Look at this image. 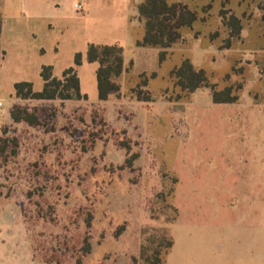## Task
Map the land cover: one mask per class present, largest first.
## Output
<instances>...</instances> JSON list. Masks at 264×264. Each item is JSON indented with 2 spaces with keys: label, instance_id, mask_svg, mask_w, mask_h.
Returning a JSON list of instances; mask_svg holds the SVG:
<instances>
[{
  "label": "rangeland",
  "instance_id": "rangeland-1",
  "mask_svg": "<svg viewBox=\"0 0 264 264\" xmlns=\"http://www.w3.org/2000/svg\"><path fill=\"white\" fill-rule=\"evenodd\" d=\"M55 1L0 0V137L17 141L0 152V264H151L156 250L161 264L247 261L260 234L251 224L264 222V192L239 183L264 173V0H168L197 20L161 63L157 47L136 45L143 0ZM90 44L123 49L120 90L107 100ZM76 53L85 98L15 96L14 83L39 91L42 66L61 77ZM185 58L238 100L216 104L210 87L176 86L170 71ZM138 89L152 100H138ZM16 105L39 123L13 122Z\"/></svg>",
  "mask_w": 264,
  "mask_h": 264
},
{
  "label": "trees",
  "instance_id": "trees-1",
  "mask_svg": "<svg viewBox=\"0 0 264 264\" xmlns=\"http://www.w3.org/2000/svg\"><path fill=\"white\" fill-rule=\"evenodd\" d=\"M138 13L144 21L145 32L142 38L136 41V45L157 47L159 49L158 60L160 63L166 58L167 48L181 38V29L183 27H191L193 22L197 20V14L194 9L189 8L186 4L169 2L168 0H143L138 5ZM226 25L230 26L232 36H239L242 28L239 17L229 15ZM1 32L2 14L0 12V36ZM122 51V47L116 44H90L88 46L87 60L98 63L96 82L99 100H107L120 90L117 79L123 71ZM80 64L81 53H76L74 65L63 70L61 77L54 75L51 65H44L40 71L43 81L41 90H34L32 82L23 80L14 83V94L17 98L37 100H79L85 98V95H82L80 91V80L75 68ZM130 65H132V62H130ZM144 75L145 73H140V77ZM151 76L154 77L155 72ZM170 77L174 79L176 86L190 92L202 86L210 87L213 103H232L238 100V95L233 94L234 89L232 86L216 90L215 86L208 82L204 69L195 67L188 58L183 59L180 65L170 71ZM146 84L147 81L144 79L139 84V87ZM135 92L140 101L149 102L152 100L148 92L143 94L141 89L135 90ZM9 115L13 122L39 123V117L35 110L30 111L19 105L11 108ZM8 141H11L14 146L17 145L15 138L0 137V152L6 151ZM13 152L15 151L13 150ZM128 163H131L130 159ZM87 222L89 224V220ZM171 245L172 241L169 240L166 247ZM81 248L83 254L90 252L91 243L88 235L84 236ZM160 255L161 252L156 250L151 264H161L162 258ZM77 264H82L80 258L77 259Z\"/></svg>",
  "mask_w": 264,
  "mask_h": 264
},
{
  "label": "crops",
  "instance_id": "crops-1",
  "mask_svg": "<svg viewBox=\"0 0 264 264\" xmlns=\"http://www.w3.org/2000/svg\"><path fill=\"white\" fill-rule=\"evenodd\" d=\"M53 3H55V0H52ZM66 1V0H63ZM75 3V2H74ZM74 6V4H73ZM244 32V29L241 28L240 34L238 36V38H241ZM261 35V33H260ZM260 40H262L263 36L261 35V37H259ZM258 40V38H256ZM142 47V46H140ZM257 49H263V47H259ZM130 62H132L133 65V60H130ZM129 62V64H130ZM132 65H130V67H132ZM123 72V71H122ZM144 73V72H142ZM233 103V102H232ZM216 104H220V103H216ZM223 104V103H221ZM239 177V175L237 176ZM243 177H248V178H262L261 180L257 181V182H252V181H246L245 182H239L241 184H244V188L246 189H250L251 191H254L255 189H258V191H263L264 192V173H247L246 176ZM241 186V185H240ZM253 227L257 228L258 232L260 233L259 235L256 236V241H254L255 246H257L255 249H251L250 253L248 254V260L246 261V259H243L242 264H264V222H258V223H253L251 224Z\"/></svg>",
  "mask_w": 264,
  "mask_h": 264
},
{
  "label": "built area",
  "instance_id": "built-area-1",
  "mask_svg": "<svg viewBox=\"0 0 264 264\" xmlns=\"http://www.w3.org/2000/svg\"><path fill=\"white\" fill-rule=\"evenodd\" d=\"M74 8H75V9H80V8H81V3H79V2H75V3H74Z\"/></svg>",
  "mask_w": 264,
  "mask_h": 264
}]
</instances>
